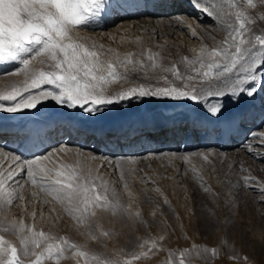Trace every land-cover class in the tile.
<instances>
[{"label":"rangeland","instance_id":"1","mask_svg":"<svg viewBox=\"0 0 264 264\" xmlns=\"http://www.w3.org/2000/svg\"><path fill=\"white\" fill-rule=\"evenodd\" d=\"M210 2L221 4L218 5L214 22L204 24L214 26L217 21L221 24L217 29L213 28V34L211 38L206 39V43L200 40L201 45L203 43L211 47L214 43L213 37L219 42L231 28L238 26L235 12L241 9V5L244 7L246 17L256 19L252 24L253 31L257 34L264 33V21L259 19L260 15H264V7L260 5L259 0H253L257 5L255 9L247 6L246 0H211ZM177 14L185 19L186 13L183 11ZM71 35L89 46L96 45L94 50L99 51L102 62L113 61L116 55L124 57L128 54H132L133 60L138 61L141 59L140 53L151 51L153 54H159L155 61L159 66L170 67L175 64L182 73L189 71L184 64L179 63L184 57L179 55V51L173 48L171 50L165 44H157L156 37L149 32L131 41L125 53L117 52L116 55L113 53L116 52L113 48H106L111 49V52H108L104 45L100 48L101 44L95 41L96 39L83 38L75 31ZM201 45L197 47L198 51ZM194 56H189V59ZM15 62L16 69L21 67L18 60ZM53 65L54 61L44 54L32 59L29 69L53 71L55 70ZM117 65L118 73H122L124 69L119 67L118 61ZM161 70V67L155 70L149 68L148 72L151 74ZM1 73L4 71L0 72V95L7 94L13 87L19 89L24 87L23 73L22 75L18 73V77L16 74ZM167 75L170 80L174 79L171 73ZM238 78H240L239 73L229 74L230 81ZM133 80L135 83H152L151 80H139L135 77ZM132 86H135L134 83L120 79L106 86V95H116L119 91L127 90ZM227 87L228 84H217V88L226 90ZM211 91L212 94H202L199 102L196 103L201 111L211 110L221 103L236 107L245 100V95H240L239 99L233 102L231 98L218 97L215 95V90ZM123 101L138 107L139 113H147L155 110V107L162 109L163 106L179 102L152 97H132ZM123 101L107 106L117 107ZM249 139L250 136H247L243 140ZM260 141L255 138L251 144V151L242 155L244 158L234 157L224 152L226 149L214 145H206L202 151L198 150L201 148L199 146H196L197 149L194 147L184 151L178 147L168 150L170 154L167 153L168 155L159 158H149V160L148 157L147 159L142 157L135 163H130L131 166L119 163L118 177L111 175L107 170H102L95 159L92 160L93 157L80 152H51L52 149H46L35 156H25L24 158L29 160L47 154L48 159L38 160L36 165H33L37 180L35 185L25 177L27 166H24L25 182L23 181L24 184L17 191L25 199L19 201L18 207L12 206L6 211L0 210V235L17 245L18 254L22 253L23 245L20 244L18 235L4 231L7 226L5 221H12L11 218L15 214L17 221L22 218L24 225L34 231H43L51 238L48 242L60 244L63 240H67L70 242L68 245H76L75 249L62 245L65 248L64 255L59 258L53 257L55 258L53 260L47 259L45 252V256L41 258L42 264H50L54 261L55 263L69 261L70 264H125L126 261L131 260L132 254L151 249L153 242H156L157 248L151 249L147 257L132 260L131 264H171L172 261L180 258L181 252L184 253L186 264H264V148L257 147ZM204 156L208 159L205 160ZM37 165L45 170L44 174L39 172ZM61 165L75 168L81 176L79 182H85L83 178L88 175L98 177L95 182L97 191L100 190L101 185H106L111 204L108 207L94 208L89 204L90 212L80 217V214L74 211V204H69L67 200L61 202L55 199L54 195L41 192V185L52 187L51 181L55 171L61 170ZM48 169L53 171L48 172ZM121 172H123V180H121ZM145 176L148 182H145ZM124 183L128 185L127 190L124 189ZM27 185L30 187V189L27 187L28 190ZM6 188L5 192L12 190L8 189V185ZM155 188H159L164 195L157 193ZM34 191L37 193L36 196L31 195ZM165 196L167 204L164 203ZM148 197L154 202H150ZM44 200L48 202L45 203ZM2 207L3 205H0V208ZM125 209L127 211H124ZM93 210L95 215L90 214ZM153 210L156 211L154 217L151 215ZM34 212L37 213L35 218L32 216ZM105 231L109 232L108 236L103 235ZM161 236L164 237L163 240L159 239ZM142 245H144L143 249ZM30 248L39 253L45 245L42 244L40 249H34L31 245ZM77 251L86 255L77 256L75 255ZM245 257L247 260L244 259ZM21 259L27 262L35 257L21 255Z\"/></svg>","mask_w":264,"mask_h":264},{"label":"snow or ice","instance_id":"2","mask_svg":"<svg viewBox=\"0 0 264 264\" xmlns=\"http://www.w3.org/2000/svg\"><path fill=\"white\" fill-rule=\"evenodd\" d=\"M246 3L253 9L257 7L253 0H246ZM259 3L264 7V0H259ZM121 6V0H0V63L18 60L21 64L18 69L2 74L25 75L22 91L13 87L7 94L0 95V112L18 113L32 110L38 104L51 99L65 108L78 107L94 114L99 112L102 106L132 97L199 102L201 95L212 94L211 90H215L216 96L231 98L235 102L240 95L251 98L264 89V33L257 34L253 31L252 24L256 19L245 16L243 5L235 12L238 26L231 28L219 42L213 37L214 43L211 47L202 43L194 58L189 59L184 56L179 61L189 70L187 73H182L175 64L170 67L159 66L155 62L159 54H153L151 51L140 53L141 59L138 61H134L132 54H128L124 57L116 55L115 60L102 62L99 51L94 50L96 45L89 46L71 35L78 27L89 28L90 26H85L90 25V21L94 18L100 20L108 14H117ZM211 7L209 5L199 9L197 5L198 10L209 18L212 17V11H209ZM259 19L264 21V15H260ZM188 27L191 28V25ZM191 35L194 39L203 40L195 30ZM99 47L103 48L102 45ZM193 52L196 50L193 49ZM44 54L54 61L55 70H30V61ZM117 61L119 67L124 69L122 73L117 71ZM158 67H161V72L151 74L148 72L149 68L155 70ZM167 73H171L174 79L170 80ZM233 73H239L240 78L230 81L229 74ZM133 77L139 80H151L152 83H135ZM120 79L132 82L135 86L119 91L116 95H106V86ZM220 83L228 84L229 87L226 90L217 88V84ZM44 85H54L58 91L45 90ZM32 89L38 91L33 94ZM223 111L224 105L221 103L210 110V115L218 118ZM249 135L261 140L257 147L264 148V132L249 133ZM40 159H48L47 154L24 160L19 164L17 161H20V157L11 156L12 166L0 172V205H3L0 210L6 211L12 206L18 207L19 201L25 199L17 191L22 181L14 176V172L17 168L26 165V178L35 185L37 180L33 165H36ZM204 159L207 160L208 157L204 156ZM37 168L41 174H44V169L39 168L38 165ZM52 171L53 169H48V172ZM83 179L85 182H79L81 176L75 168L61 165V170L55 171L51 181L52 187L41 185L40 190L48 195H54V198L61 202L67 200L69 204H74V211L78 212L80 217L90 212L89 204L93 208L108 207L111 204L108 187L101 185L100 190L97 191L95 182L98 177L88 175ZM121 180H123V172H121ZM144 180L148 182L146 176ZM9 181L12 190L4 192L5 184ZM123 186L127 190V183ZM155 191L161 196L164 195L159 188H155ZM31 195L36 196L37 193L34 191ZM148 199L154 202L151 197ZM44 202L48 201L44 200ZM164 203H168L166 196ZM90 214L95 215L94 210ZM151 215L154 217L156 211L153 210ZM32 216L35 218L37 213H32ZM5 223L7 226L4 231L18 235L23 251L18 254L17 245L0 235V264H42L41 258L45 256V252L47 259L64 255L65 248L62 245H68L67 240H63L60 244L50 243L48 241L51 238L43 231H34L31 227L14 221H5ZM103 235L108 236L109 232L105 231ZM159 239L163 240L164 237L161 236ZM42 244L45 248L39 253L30 248L31 245L34 249H40ZM68 246L72 249L76 248L75 244ZM143 247L144 245L141 246L142 249ZM155 248L157 244L153 242L151 249ZM151 249L132 254L131 260L126 261L125 264L147 257ZM21 255L24 257L31 255L35 259L26 262L21 259ZM75 255L82 256L86 253L77 251ZM244 259L247 260V257ZM171 264H186L184 253L181 252L180 258L172 261Z\"/></svg>","mask_w":264,"mask_h":264},{"label":"bare ground","instance_id":"3","mask_svg":"<svg viewBox=\"0 0 264 264\" xmlns=\"http://www.w3.org/2000/svg\"><path fill=\"white\" fill-rule=\"evenodd\" d=\"M208 1L121 0L122 6L117 14H108L100 20L94 18L90 25L85 26L89 28L78 27L75 33L81 34L83 38L96 39L105 49L113 48L116 55L117 52L125 53L131 41L149 32L154 34L157 44H165L171 50L179 51L180 56L189 57L196 55L199 52L197 47L201 45V39H194L191 32L195 30L206 43L213 30L221 24L218 21L214 26L204 24L214 20L218 5L221 4ZM197 5L199 9L211 5L209 11H212V17L198 10ZM179 11L186 13L185 19L177 14ZM16 66L15 60L0 63V72L14 71ZM43 88L58 91L54 85H44ZM31 91L35 94L38 90ZM196 103L184 100L163 106L162 109L155 107V110L139 113L138 107L123 101L117 107L102 106L99 112L90 114L78 107L65 108L49 99L32 110L0 112V172L12 166L13 155L20 157V161H17L19 164L26 160L25 156H35L52 149L51 152L75 151L91 156L102 170L118 177L119 163L129 165L142 157L159 158L170 154L168 150L178 147L184 151L199 146L201 148L198 150L202 151L204 146L214 145L226 149L224 152L234 157H242L251 151V144L255 140L249 133L264 132V89L251 98L245 96L243 104L239 106L224 105V111L218 118L211 116L210 110L201 111ZM247 136L250 139L244 141ZM24 170L22 167L14 172L22 184L25 182ZM10 183L6 182L4 192L7 191L6 185L11 189ZM27 187L30 189L27 185V190ZM11 219L24 223L22 218L17 221L15 214ZM55 262L52 263L70 264L69 261Z\"/></svg>","mask_w":264,"mask_h":264}]
</instances>
